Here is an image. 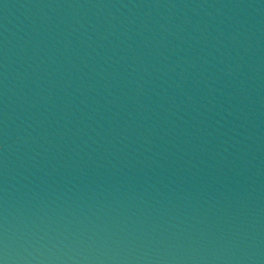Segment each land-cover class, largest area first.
<instances>
[{"label":"water","instance_id":"95a60500","mask_svg":"<svg viewBox=\"0 0 264 264\" xmlns=\"http://www.w3.org/2000/svg\"><path fill=\"white\" fill-rule=\"evenodd\" d=\"M0 264H264V0H0Z\"/></svg>","mask_w":264,"mask_h":264}]
</instances>
